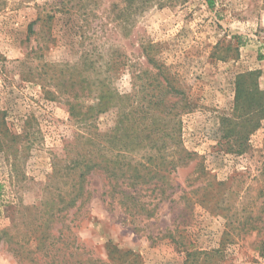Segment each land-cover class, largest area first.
I'll return each mask as SVG.
<instances>
[{
    "label": "rangeland",
    "instance_id": "rangeland-1",
    "mask_svg": "<svg viewBox=\"0 0 264 264\" xmlns=\"http://www.w3.org/2000/svg\"><path fill=\"white\" fill-rule=\"evenodd\" d=\"M165 1L163 7L137 12L126 26L136 6L127 7L125 0H0V113L9 134L0 136V232L10 229L20 239L38 214L20 213L15 205L38 206L52 183L53 163L77 145L88 147L77 140L88 128L69 116L67 103H93L96 92L87 87L92 68L104 77L112 62L111 85L120 94H130L134 83L146 79L145 70L155 72L147 53L174 75L190 102L191 110L180 116L184 148L201 156L206 179L226 182L224 191L216 185L214 189L230 194L232 211L261 215L264 226V120L242 155L224 153L218 133L220 119L232 112L239 74L258 71L264 90V0ZM114 122L110 109L98 116L96 125L109 134ZM10 136L18 138L9 143ZM191 167L170 177L176 204L158 203L149 191L137 188L139 199L153 210L147 219L106 206L100 193L105 180L90 174L98 192L91 193L75 218L77 207L67 210L63 223L101 259H106L110 244L138 254L142 264H184L185 247L219 249V264H264L255 232L223 244L225 220L196 204L194 195L189 209L178 199L181 190L191 189ZM167 231L176 240L181 236L185 247L177 248ZM0 264H21L1 242Z\"/></svg>",
    "mask_w": 264,
    "mask_h": 264
},
{
    "label": "trees",
    "instance_id": "trees-1",
    "mask_svg": "<svg viewBox=\"0 0 264 264\" xmlns=\"http://www.w3.org/2000/svg\"><path fill=\"white\" fill-rule=\"evenodd\" d=\"M125 1L127 7L136 6L133 7L134 12L127 16L126 26L137 12H142L151 5L163 7L168 2ZM31 28L32 24L29 25V33L32 32ZM149 55L150 53L146 54L147 63L155 72L145 70L143 77L146 79L139 85L134 83L132 93L120 94L111 85L113 77L109 72L113 63L109 62V68L105 70L108 76L101 77L97 68H92L93 79L90 87H87L93 88L96 95L91 105L85 107L77 100L67 103L69 116L79 126L88 128L89 133H80L77 138L79 144H86L88 147L80 149L77 145L75 151L67 154L64 160L53 163V184L46 186L47 196L38 206L15 205V209L20 213L22 210H34L38 214L33 217L30 225H27L20 239L18 235L11 234L10 229L0 232L1 244L5 245L6 250L21 264H142L138 254L115 248L110 244L107 247L106 259L94 257L93 252L80 243L70 225L63 223L66 212L77 207L75 218L76 213L89 201L91 193L98 192L88 178L90 174L98 173L105 180L106 189L102 188L104 190L100 193L106 198V206L118 207L130 217L142 214L146 219L150 218L153 210L147 207L149 204L139 199L141 196L136 192L137 188L138 191H149V196L158 199V203L176 204V199L172 198L171 191L174 187L170 177L177 170L191 166L195 179L190 191L181 190L178 199L184 200L185 207L189 209L188 206L193 205L191 201L194 195L196 204L221 216L225 220L223 244H231L235 238L255 232L258 239L256 248L264 258V226L261 225V215L245 212L246 210L232 211L229 207L232 205L229 203L230 194L225 195L222 191L214 189L216 185L224 191L226 182L215 183L213 179H206L201 156L184 148L180 116L191 110L190 102L184 90L175 84L174 75L168 72L165 65ZM87 62L88 60L85 63ZM140 76L139 73L138 78ZM258 76V71L246 72L239 74L235 79L232 112L220 119L218 128L219 139L221 144H224L226 154H244L249 148V136L264 120V90L258 85ZM85 87L83 86V89ZM110 109H113L115 114V122L108 134L101 132L96 122L99 115ZM2 115L3 113H0V136L6 138L9 134ZM25 136H28L27 132ZM16 138L18 137L10 136L9 143H14ZM2 150L0 145V151ZM15 165L13 161L10 166L14 168ZM195 183L198 185L193 189ZM53 190L56 192H52ZM187 193L191 196L188 197ZM131 220L136 221L133 218ZM72 221L73 219L69 223ZM57 223L60 226L54 228ZM167 233L170 234L169 231ZM168 237L177 248L185 247L181 236L178 240L171 234ZM185 248L184 264H219L223 257L219 249L201 251Z\"/></svg>",
    "mask_w": 264,
    "mask_h": 264
}]
</instances>
